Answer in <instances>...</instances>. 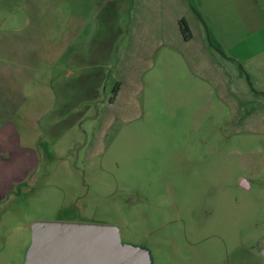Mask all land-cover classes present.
I'll list each match as a JSON object with an SVG mask.
<instances>
[{
	"label": "rangeland",
	"instance_id": "1",
	"mask_svg": "<svg viewBox=\"0 0 264 264\" xmlns=\"http://www.w3.org/2000/svg\"><path fill=\"white\" fill-rule=\"evenodd\" d=\"M130 3L0 0V124L40 156L0 201V264H24L35 221L116 225L151 264H264V135L234 131L173 48L111 104L115 47L94 87L102 9L117 46Z\"/></svg>",
	"mask_w": 264,
	"mask_h": 264
},
{
	"label": "crops",
	"instance_id": "2",
	"mask_svg": "<svg viewBox=\"0 0 264 264\" xmlns=\"http://www.w3.org/2000/svg\"><path fill=\"white\" fill-rule=\"evenodd\" d=\"M107 7L101 13L106 26L94 36V87H101L118 47L113 70L121 86L111 104L135 88L139 71L155 55L173 48L203 86V100L227 110L234 131L264 135V0H131L128 27L117 46L108 23L114 8ZM182 17L192 30L190 39L182 34ZM29 140L22 142L15 127L0 124V201L14 197L16 186L39 166V152ZM244 183L249 187L248 179Z\"/></svg>",
	"mask_w": 264,
	"mask_h": 264
},
{
	"label": "water",
	"instance_id": "3",
	"mask_svg": "<svg viewBox=\"0 0 264 264\" xmlns=\"http://www.w3.org/2000/svg\"><path fill=\"white\" fill-rule=\"evenodd\" d=\"M31 229L24 264H151L150 251L123 244L113 224L35 221Z\"/></svg>",
	"mask_w": 264,
	"mask_h": 264
},
{
	"label": "trees",
	"instance_id": "4",
	"mask_svg": "<svg viewBox=\"0 0 264 264\" xmlns=\"http://www.w3.org/2000/svg\"><path fill=\"white\" fill-rule=\"evenodd\" d=\"M179 24H180V28H181V31H182V34H183L184 38L185 39L192 38L193 33H192V30L190 28V25H189L187 19L185 17H182L179 20ZM119 84H120V82L117 81V83L115 85V90L112 93V96L110 97V102L111 103L116 99V96H117V93H118V89H119V86H120Z\"/></svg>",
	"mask_w": 264,
	"mask_h": 264
}]
</instances>
